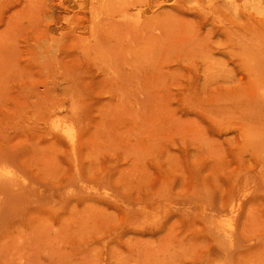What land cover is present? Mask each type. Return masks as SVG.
I'll return each instance as SVG.
<instances>
[{
	"label": "rangeland",
	"instance_id": "374dc122",
	"mask_svg": "<svg viewBox=\"0 0 264 264\" xmlns=\"http://www.w3.org/2000/svg\"><path fill=\"white\" fill-rule=\"evenodd\" d=\"M123 1H0V264H264V0Z\"/></svg>",
	"mask_w": 264,
	"mask_h": 264
},
{
	"label": "bare ground",
	"instance_id": "6f19581e",
	"mask_svg": "<svg viewBox=\"0 0 264 264\" xmlns=\"http://www.w3.org/2000/svg\"><path fill=\"white\" fill-rule=\"evenodd\" d=\"M0 1H1V0H0ZM91 1H95V2H97V3H99V2L101 3L102 0H91ZM119 1H120V0H119ZM125 1H126V0H124L123 2L125 3ZM236 1H237V0H236ZM241 1H242V0H241ZM254 1H256L257 3H262L263 0H254ZM6 2H7V0H6ZM87 2H88V1H86V3H87ZM89 2H90V0H89ZM103 2H104V1H103ZM126 2H127L126 4H128V0H127ZM129 2H130V3H131V2L134 3L133 1H130V0H129ZM1 3H4V2H1ZM78 3H79V2H78ZM86 3H85V4H86ZM90 3H91V2H90ZM92 3H93V2H92ZM100 3H99V4H100ZM132 3H131L130 5H132V7H133L134 4H132ZM239 3H240V2H239ZM4 4H5V3H4ZM4 4H3V5H4ZM83 4H84V2H83ZM83 4H82V5H83ZM88 4H89V3H87V5H88ZM94 4H96V3H94ZM99 4H98V5H99ZM101 4H103V3H101ZM87 5H86V6H87ZM98 5H97V6H98ZM118 5H119V4H118ZM80 6H81V4H80ZM123 6H124V5H122V7H121L122 9H123ZM90 7H91V6H90ZM93 7H95V5H94V6L92 5V8H93ZM129 7H130V6H129ZM129 7H128V8H129ZM0 8H1V4H0ZM124 8H125V6H124ZM123 10H125V9H123ZM250 14H251V13H250ZM255 17H256V16H255ZM261 19H262V18H261ZM257 46L259 47V45H257ZM257 46H256V47H257ZM252 47L255 49V51H257V50L259 49V48H256L255 46H252ZM250 49H251V48H250ZM254 49H253V50H254ZM261 49H262V47H261ZM261 49H260V52H261ZM263 49H264V48H263ZM251 51H252V50H251ZM263 51H264V50H263ZM252 52H253V51H252ZM258 52H259V51H258ZM263 91H264V89H263ZM259 94H260V93H259ZM259 96H260V95H259ZM260 98H261V97H260ZM66 116H67V115H66ZM66 116H65V117H66ZM70 116H71V115H68L67 117H69V118L72 117V118H73V116H71V117H70ZM67 117H66V119H67ZM63 119H64V118H63ZM66 119H64V121H65ZM75 119H77V118H73V120H75ZM73 120H71V121H73ZM77 120H78V119H77ZM77 120H76V121H77ZM59 121L62 122V119L58 120L59 125L62 126V125L60 124ZM66 121H67V122H65L64 125H63L62 127H58V126H57V128H60V129L58 130L57 133H59V135H60L61 137H63L65 140L69 141L71 144L73 143L74 146H75L76 143H77V141H76L77 138L75 139V134H76V137L78 136V135H77V132H78V131H76V130L78 129V128H77V127H78V123H77V126L75 127L74 125H72L71 123L68 122V119H67ZM74 127L76 128V130L74 129ZM52 129H53V127H52ZM73 130L76 131L75 134H74L75 131H73ZM55 132H56V131H55ZM75 141H76V143H74ZM70 146H71V145H70ZM74 146H73V147H74ZM71 148H72V147H71ZM4 166H5V165H4ZM4 166H0V170H1V168L4 167ZM6 166H7V165H6ZM8 167H9V166H8ZM10 169H11V167H10ZM13 173H15V172H13ZM10 174H11V172H10V170H9L8 168H3V169L0 171V179H3L4 177H6V179H11V178H12V177H11L12 175L10 176ZM7 176H10L11 178H10V177L8 178ZM2 177H3V178H2ZM4 179H5V178H4ZM232 207H233V206H232ZM232 207H231V208H232ZM233 208H234V207H233ZM233 208L231 209V211L229 210V212H230V214H231V215H230L231 218L229 217V219L226 221V231L228 232V234L232 231V223H231V222L233 221L232 218H234L235 213H236V210L238 209V208H237L236 210H233ZM214 229H216V228H214ZM219 231H220V230H219ZM227 232H226V233H227ZM221 235H222V234H221ZM222 236H224V235H222ZM226 238H227V237H226Z\"/></svg>",
	"mask_w": 264,
	"mask_h": 264
}]
</instances>
